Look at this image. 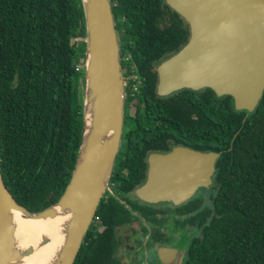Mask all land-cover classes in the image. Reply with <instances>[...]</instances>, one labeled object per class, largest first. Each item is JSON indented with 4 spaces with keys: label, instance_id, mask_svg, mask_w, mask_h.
<instances>
[{
    "label": "trees",
    "instance_id": "16d2710c",
    "mask_svg": "<svg viewBox=\"0 0 264 264\" xmlns=\"http://www.w3.org/2000/svg\"><path fill=\"white\" fill-rule=\"evenodd\" d=\"M110 1L124 98L108 181L132 190L142 181L145 153L168 142L217 151L209 196L192 215L196 231L184 240L180 264H264V87L248 112L208 86L155 94L154 65L184 41L186 22L163 0ZM82 35L79 0H0V175L29 210L56 199L74 160ZM97 201L94 214L109 227L103 230L121 220V209L127 213L108 194Z\"/></svg>",
    "mask_w": 264,
    "mask_h": 264
},
{
    "label": "water",
    "instance_id": "95a60500",
    "mask_svg": "<svg viewBox=\"0 0 264 264\" xmlns=\"http://www.w3.org/2000/svg\"><path fill=\"white\" fill-rule=\"evenodd\" d=\"M187 24L184 41L154 65V92L208 86L227 94L234 109L250 111L264 87V0H163ZM83 16L81 125L69 176L50 204L29 210L9 194L0 175V264H17L32 246L20 247L12 215L44 218L68 210L63 240L48 264H71L108 179L123 124V73L110 0H79ZM107 89H106V85ZM90 101V105H88ZM90 112L85 127L84 111ZM217 151L174 144L146 156L144 178L132 188L145 202L179 203L211 181ZM40 235L36 245L47 241ZM173 251V247L164 248ZM158 252L160 250L158 249Z\"/></svg>",
    "mask_w": 264,
    "mask_h": 264
},
{
    "label": "flooded vegetation",
    "instance_id": "af4514ba",
    "mask_svg": "<svg viewBox=\"0 0 264 264\" xmlns=\"http://www.w3.org/2000/svg\"><path fill=\"white\" fill-rule=\"evenodd\" d=\"M174 144L185 143L168 142L163 150L150 151L164 152ZM150 151L143 157L142 179ZM113 169L114 162L111 173ZM212 175L213 171L211 178ZM207 186L199 185L195 197L173 204L170 201H142L133 195L132 190L123 191L114 179L109 180L102 196L110 195L127 209V213L121 209V220L112 224L110 230H103L109 227L104 226L99 217L97 221H90V234L81 238L79 252L75 253L72 264H180L185 252L184 240L196 231L192 215L208 199ZM196 201L199 202L197 206ZM167 247L174 250L164 251Z\"/></svg>",
    "mask_w": 264,
    "mask_h": 264
},
{
    "label": "bare ground",
    "instance_id": "6f19581e",
    "mask_svg": "<svg viewBox=\"0 0 264 264\" xmlns=\"http://www.w3.org/2000/svg\"><path fill=\"white\" fill-rule=\"evenodd\" d=\"M106 85V84H105ZM107 89V85H106ZM88 105L91 106L90 101ZM91 110L84 111L85 127L90 126ZM55 215L44 218L23 217L15 210H9L12 215L14 236L20 247L27 244L32 246L30 252L18 261L17 264H48L58 251L65 234L64 224L68 218V210H60L55 206ZM45 234L47 241L36 245L40 235Z\"/></svg>",
    "mask_w": 264,
    "mask_h": 264
},
{
    "label": "rangeland",
    "instance_id": "374dc122",
    "mask_svg": "<svg viewBox=\"0 0 264 264\" xmlns=\"http://www.w3.org/2000/svg\"><path fill=\"white\" fill-rule=\"evenodd\" d=\"M164 23H166L165 22V20H164V22H160V25H162V24H164ZM117 31V30H116ZM82 37V36H81ZM82 57H80L79 58V61L77 62V64H76V66L78 67V68H81V66H82ZM122 73H123V68H122ZM132 77V75L131 74H127L126 75V77ZM123 78V83H124V77H122ZM79 82H81V81H79L78 80V84L77 85H79V87L81 86V83H79ZM126 110L129 112V113H131L132 112V110H133V102L130 100V102L126 105ZM196 189H195V191L193 192V194H191V195H189V197H190V199L191 198H193V197H195L196 196ZM187 199V198H186ZM183 201H187V200H183ZM185 203V202H184ZM183 204V203H182ZM162 205H164V204H162ZM166 206H167V204H166ZM172 216V215H171ZM171 219H172V217H171Z\"/></svg>",
    "mask_w": 264,
    "mask_h": 264
},
{
    "label": "built area",
    "instance_id": "2783aa9c",
    "mask_svg": "<svg viewBox=\"0 0 264 264\" xmlns=\"http://www.w3.org/2000/svg\"><path fill=\"white\" fill-rule=\"evenodd\" d=\"M90 221H97V215L93 213V215L91 216V220Z\"/></svg>",
    "mask_w": 264,
    "mask_h": 264
}]
</instances>
